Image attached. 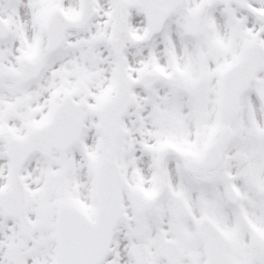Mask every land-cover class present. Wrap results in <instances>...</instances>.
Returning <instances> with one entry per match:
<instances>
[{"label": "snow or ice", "instance_id": "1", "mask_svg": "<svg viewBox=\"0 0 264 264\" xmlns=\"http://www.w3.org/2000/svg\"><path fill=\"white\" fill-rule=\"evenodd\" d=\"M0 264H264V0H0Z\"/></svg>", "mask_w": 264, "mask_h": 264}]
</instances>
